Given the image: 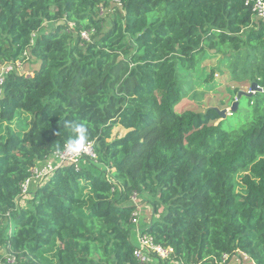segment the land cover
Listing matches in <instances>:
<instances>
[{"label": "trees", "instance_id": "trees-1", "mask_svg": "<svg viewBox=\"0 0 264 264\" xmlns=\"http://www.w3.org/2000/svg\"><path fill=\"white\" fill-rule=\"evenodd\" d=\"M245 1L0 0V66L39 64L0 85V264H140L131 195L149 196L139 235L166 253L146 264H264V19ZM207 58L262 90L237 127L175 111ZM65 121L86 124L95 158L30 180Z\"/></svg>", "mask_w": 264, "mask_h": 264}, {"label": "rangeland", "instance_id": "rangeland-1", "mask_svg": "<svg viewBox=\"0 0 264 264\" xmlns=\"http://www.w3.org/2000/svg\"><path fill=\"white\" fill-rule=\"evenodd\" d=\"M105 14L106 12L102 14V17H105ZM46 27L48 29H52L55 27V25L47 23ZM45 30L46 28L43 27V29L40 32H43ZM73 39L76 40L75 35H73ZM217 63H218V58H213V59L207 58L201 64V68L203 70L201 74H198V76L202 75V79H203L204 76L210 75L211 73L213 74V80L208 81L207 83H205L201 78L199 79V81L195 82L198 76H196L195 78L192 77L189 80H180V83L182 84L181 89L184 90V92L186 93V98L183 99L175 107V111L177 113H183L184 111H188V110L194 112H204L208 108H212V109L217 108L219 110L225 109L229 112V108H230L229 104L232 94H230L228 90L229 89L231 90L232 88L238 86L239 88H241V91L244 92L249 91V85L247 84L241 86L239 84L230 82L227 79V70L225 64L224 63L219 64V69H216ZM0 64L2 63L0 62ZM38 66H39L38 63L35 64L34 60L30 59L23 64L22 68L19 69L17 73L25 74L27 76L32 75L33 72L38 68ZM233 99L235 101L236 96L235 97L233 96ZM249 100L250 99L242 98V100L239 101L238 112L234 113L231 116H226L222 124L224 130H228L231 127H237L244 122L245 116L251 112V107L249 106ZM125 134H126L125 130H123L120 127H117L113 129L111 139L121 138ZM27 196L28 195L22 196V199L19 201L20 207L25 206V202L27 198H29ZM128 204L136 206L137 210L139 211L138 221L136 224H134L138 231L137 236H139L140 234L139 232L141 230L140 225H147L150 222L151 209H150L149 196L145 195L142 198L137 196L136 199L135 196L131 195ZM133 230L134 228L131 229V232ZM132 235L135 237L136 234L135 235L132 234ZM159 255L164 257L166 253L165 251L162 252L160 250ZM152 264H159V263L156 260H154Z\"/></svg>", "mask_w": 264, "mask_h": 264}, {"label": "built area", "instance_id": "built-area-1", "mask_svg": "<svg viewBox=\"0 0 264 264\" xmlns=\"http://www.w3.org/2000/svg\"><path fill=\"white\" fill-rule=\"evenodd\" d=\"M249 0L245 1V6L249 5ZM251 12L254 14V16L258 19H264V0H254V2L251 5ZM81 37L84 40H88V35L86 33H82ZM26 62V61H25ZM25 62H19L16 61L14 63L10 64H4L3 66H0V85L3 82V77L6 76L8 73H12L13 71H18L22 68L23 64ZM227 114L229 115V112L227 111ZM83 158H95L94 153V146L92 142H88L85 150H83L78 157H70L67 154L64 153L62 150L59 153L54 154L53 159L47 163L44 167L41 168H33L31 170L32 176L29 178L30 180H38V179H44L49 177L57 168H60L63 165H75L77 166L79 162ZM30 180H26L22 186H21V195L25 196L27 195V190L30 185ZM138 213H133L131 216V223L136 224L138 221ZM138 247H136L134 251V257L140 264H146L148 257V251L152 252H158L160 254V248L153 245L151 238L147 236H141L139 235L137 238ZM162 251V250H161ZM163 252V251H162Z\"/></svg>", "mask_w": 264, "mask_h": 264}, {"label": "clouds", "instance_id": "clouds-1", "mask_svg": "<svg viewBox=\"0 0 264 264\" xmlns=\"http://www.w3.org/2000/svg\"><path fill=\"white\" fill-rule=\"evenodd\" d=\"M64 127L69 131V136L63 145V151L70 157H78L87 146L89 139L88 127L85 123L77 121H65Z\"/></svg>", "mask_w": 264, "mask_h": 264}, {"label": "water", "instance_id": "water-1", "mask_svg": "<svg viewBox=\"0 0 264 264\" xmlns=\"http://www.w3.org/2000/svg\"><path fill=\"white\" fill-rule=\"evenodd\" d=\"M256 92L262 93V90L257 86L256 83L250 84L248 92H244V91L238 92V94L236 95L235 101L232 102L229 108V111L231 113H235L237 111L239 101L242 100V98L250 99ZM214 111L218 114L221 120H224L227 116V110L225 109L219 110L215 108Z\"/></svg>", "mask_w": 264, "mask_h": 264}]
</instances>
